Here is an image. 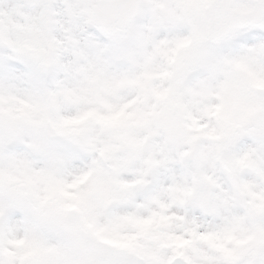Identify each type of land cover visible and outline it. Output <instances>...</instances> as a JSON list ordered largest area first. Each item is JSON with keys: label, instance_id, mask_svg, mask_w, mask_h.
Here are the masks:
<instances>
[{"label": "clouds", "instance_id": "9594fccd", "mask_svg": "<svg viewBox=\"0 0 264 264\" xmlns=\"http://www.w3.org/2000/svg\"><path fill=\"white\" fill-rule=\"evenodd\" d=\"M0 264H264V0H0Z\"/></svg>", "mask_w": 264, "mask_h": 264}]
</instances>
